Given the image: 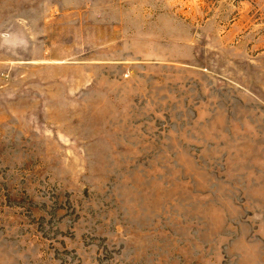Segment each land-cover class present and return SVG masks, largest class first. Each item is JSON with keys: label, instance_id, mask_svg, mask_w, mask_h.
Masks as SVG:
<instances>
[{"label": "rangeland", "instance_id": "1", "mask_svg": "<svg viewBox=\"0 0 264 264\" xmlns=\"http://www.w3.org/2000/svg\"><path fill=\"white\" fill-rule=\"evenodd\" d=\"M0 264H264V0H0Z\"/></svg>", "mask_w": 264, "mask_h": 264}]
</instances>
